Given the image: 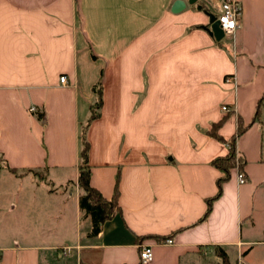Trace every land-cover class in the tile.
<instances>
[{"label": "crops", "instance_id": "obj_1", "mask_svg": "<svg viewBox=\"0 0 264 264\" xmlns=\"http://www.w3.org/2000/svg\"><path fill=\"white\" fill-rule=\"evenodd\" d=\"M173 1L0 0V264H216L214 246L230 264H264L256 123L235 140L245 181L231 168L200 220L220 176L210 161L264 91V0H236L238 27L219 41L195 4L171 12ZM196 3L217 12L215 0ZM95 88L89 185L110 199L118 174V208L92 236L76 177ZM217 122L224 142L206 133ZM11 180L5 207L1 185Z\"/></svg>", "mask_w": 264, "mask_h": 264}, {"label": "trees", "instance_id": "obj_2", "mask_svg": "<svg viewBox=\"0 0 264 264\" xmlns=\"http://www.w3.org/2000/svg\"><path fill=\"white\" fill-rule=\"evenodd\" d=\"M95 100L89 104L88 115L83 124V127L80 131V149H79V159L80 162L77 166V177L76 184L79 189L78 195V208L83 211L85 216L89 217L90 220V231L89 235H96L100 230L101 225L106 220L110 219L113 212L117 210V179L118 174L115 175V184L113 188V193L110 199H105L95 188L89 185V167L87 165V150H88V142L85 137V130L90 121L98 116V110L101 104L100 99V89L95 88ZM251 123H256L259 131L262 133L264 131V91L261 93L259 98L257 99L254 111L250 121L246 124L242 122L240 118L236 119L235 132L233 135L225 141L227 150L224 155L217 156L210 161V164L215 167L220 172V176L215 180L216 192L213 197L206 199V208L203 213V216L200 220H202L209 212L211 202L217 198L221 191L222 183L227 180L229 176V170L235 166L239 169L243 165V159L241 157L235 155V140L239 137L245 129ZM220 122L214 123L210 126L209 130H206V133L210 136L218 139L219 141L224 142V140L217 134V127ZM8 170L12 173H15L14 168H9ZM157 240H163L166 237H154ZM214 251L217 256L220 258V261L216 264H230L227 260L225 252L218 246H214Z\"/></svg>", "mask_w": 264, "mask_h": 264}, {"label": "built area", "instance_id": "obj_3", "mask_svg": "<svg viewBox=\"0 0 264 264\" xmlns=\"http://www.w3.org/2000/svg\"><path fill=\"white\" fill-rule=\"evenodd\" d=\"M217 12L215 14V19L218 22V26L223 34L222 38L230 37L233 35L234 31L238 27V20L240 16V6L236 0H215ZM65 76L61 75L58 77V81L60 83L65 82ZM225 81H229V78L226 77ZM221 110L228 111L229 109L222 105ZM28 112H34V107H29L27 109ZM235 179L238 184H241L245 181V176L242 171L238 169L237 166ZM163 244H171L172 239L170 237H166L161 241ZM69 247H63L62 252L68 253ZM152 258V251L149 245L139 244L138 245V259L140 263H147Z\"/></svg>", "mask_w": 264, "mask_h": 264}, {"label": "water", "instance_id": "obj_4", "mask_svg": "<svg viewBox=\"0 0 264 264\" xmlns=\"http://www.w3.org/2000/svg\"><path fill=\"white\" fill-rule=\"evenodd\" d=\"M187 4H195L197 10H201L202 13L207 17V23L203 27L208 35H210L215 41L222 39L223 34L218 26V22L215 19V14L201 7V5L196 3V0H186ZM184 7L183 0H174L171 4V12H178Z\"/></svg>", "mask_w": 264, "mask_h": 264}, {"label": "rangeland", "instance_id": "obj_5", "mask_svg": "<svg viewBox=\"0 0 264 264\" xmlns=\"http://www.w3.org/2000/svg\"><path fill=\"white\" fill-rule=\"evenodd\" d=\"M40 175H42V171L39 172ZM2 188V199H3V203L4 206L7 207V204L9 202H14L15 201V196L13 194L15 188H16V182L14 180L9 181L6 184L1 185ZM44 187V186H43ZM57 191H61L63 190V188L58 187L56 188Z\"/></svg>", "mask_w": 264, "mask_h": 264}]
</instances>
